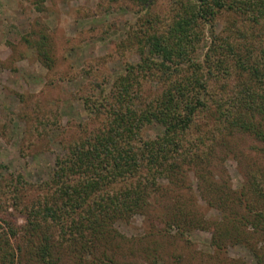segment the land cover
<instances>
[{"label":"trees","instance_id":"1","mask_svg":"<svg viewBox=\"0 0 264 264\" xmlns=\"http://www.w3.org/2000/svg\"><path fill=\"white\" fill-rule=\"evenodd\" d=\"M132 1L137 18L117 46L137 60L73 92L86 116L48 178L7 180L0 264H186L164 253L195 229L210 233L200 264H264V0ZM23 39L53 67L46 33ZM152 125L161 132L147 135ZM234 156L237 188L226 168ZM134 214L145 230L127 236L114 224ZM236 243L251 262L218 258Z\"/></svg>","mask_w":264,"mask_h":264},{"label":"rangeland","instance_id":"2","mask_svg":"<svg viewBox=\"0 0 264 264\" xmlns=\"http://www.w3.org/2000/svg\"><path fill=\"white\" fill-rule=\"evenodd\" d=\"M160 2L163 6L166 0ZM137 6L132 0H0V210L6 205L7 194L14 193L13 185H7L10 177L15 179L20 173L33 182L46 179L55 156L65 153L63 142L77 132V122L86 116L73 92L82 93L94 75L100 79L105 73L116 74L126 60H137V53L120 51L117 46L127 25L137 18ZM40 32L52 43L50 54L55 63L49 69L35 46L23 39L34 40ZM159 132L157 125L146 129L150 136ZM251 142L243 144L246 155L251 154L247 147ZM235 158L226 164L233 188L243 179ZM190 181L197 191L193 175ZM197 202L207 216L218 215V210L201 198ZM16 220L22 222L20 216ZM114 225L127 236H138L145 230L141 214ZM209 238L208 231L195 229L188 242L177 238L169 246L176 249H168L164 255L174 252L181 254L186 264H200L202 256L206 257L203 252L210 249ZM231 256L249 262L253 259L252 251L237 243L228 244L218 254L226 261ZM164 260L160 264H166ZM64 264L78 263L67 257Z\"/></svg>","mask_w":264,"mask_h":264}]
</instances>
